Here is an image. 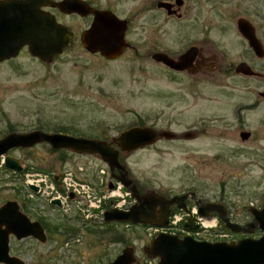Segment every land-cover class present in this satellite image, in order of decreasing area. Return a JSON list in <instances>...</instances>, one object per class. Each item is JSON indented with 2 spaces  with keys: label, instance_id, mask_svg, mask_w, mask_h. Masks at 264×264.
Wrapping results in <instances>:
<instances>
[{
  "label": "rangeland",
  "instance_id": "1",
  "mask_svg": "<svg viewBox=\"0 0 264 264\" xmlns=\"http://www.w3.org/2000/svg\"><path fill=\"white\" fill-rule=\"evenodd\" d=\"M87 1L128 21V47L115 59L92 54L80 43V31L90 20L55 12L74 35L71 47L50 63L29 56L27 48L0 61V138L36 129L110 139L137 124L178 135L193 132L189 137L159 138L142 149L120 152V163L143 192L172 195L192 190L204 202L221 199L240 229L233 232L220 222H206L199 232L202 237L234 241L243 233L250 238L251 230L243 225L250 220L249 208L264 202V98L255 92L259 83L237 75L201 81L172 77L155 65L151 54L174 55L208 38L216 50L227 53V61L235 62L243 48L236 20L254 19L259 0H182L181 6H174L179 17L158 8V2L165 0ZM256 96L261 101L254 109L250 105ZM237 106H242L239 119L233 113ZM243 130L250 132L248 139L240 138ZM8 154L20 159L23 171L12 173L0 167V204L14 197L28 201L30 209L45 214L53 226L44 242L30 238L12 243L15 254L20 253L26 263L86 264L100 250L117 252L126 245L140 249L146 233H151L130 223H110L107 230L108 222L103 220L90 223L97 231L89 232L80 218L63 221L60 213L46 206L55 192H74L71 199L82 201V196L76 198L77 191L63 184L65 172L72 171L85 189L92 187L93 196L109 192V173L100 157L53 150L45 142ZM45 176L47 188L40 183L43 192L33 194L26 182L36 183ZM56 176L60 178L55 181ZM113 191L122 196L114 203L132 204L125 189ZM106 205L111 206L108 201ZM68 223L78 230L66 233L61 225Z\"/></svg>",
  "mask_w": 264,
  "mask_h": 264
},
{
  "label": "water",
  "instance_id": "2",
  "mask_svg": "<svg viewBox=\"0 0 264 264\" xmlns=\"http://www.w3.org/2000/svg\"><path fill=\"white\" fill-rule=\"evenodd\" d=\"M177 3L181 4V0H177ZM42 5L57 7L68 14L77 13L81 16L92 14L93 19L90 26L81 31L80 35L82 47L92 54L99 53L106 59H115L129 45L125 39L127 21L117 17L111 10L95 9L84 0H5L0 3V61L16 57L20 49L27 46L30 56L50 63L66 47L72 45V32L65 25L59 23L54 15L40 9ZM165 5V3L158 4L159 7ZM237 24L243 35L252 43L253 38L246 22L239 19ZM193 49L186 50L177 59L162 52H156L152 57L172 68L182 69L185 63L192 61ZM249 135L250 133L247 131L240 133L243 140L247 139ZM155 136L154 130L135 125L121 131L114 142L117 143L120 150L132 151L151 144ZM41 142L49 144L53 150L68 149L78 154L99 155L110 166L111 175L131 191V196L136 203L131 205L128 210L118 208L106 210L104 212L105 221L130 222L132 224H141L147 221L144 215H148L154 203L159 200L152 194L140 197L130 178H126L127 170L118 160V148L116 149L105 140L60 132L46 133L43 130H31L25 133L10 132L0 140V157L5 155L4 166L12 171H22L20 159L9 155L8 152L14 148H30ZM114 169L119 170V174H116ZM29 187L34 192L37 190V187L33 185H29ZM109 188H112V183L109 184ZM51 202L60 205L58 200ZM225 223L226 227L233 232L240 229L238 225L229 220H225ZM1 224L6 225L9 228L8 232L15 233L18 239L33 236L41 242L46 240L40 223L31 221L18 212L15 201H8L0 207V226ZM6 236L5 232L0 236V262L25 264L20 258L8 254V237ZM147 249L159 253L166 264L167 262L178 264L182 260H186L185 264H197L200 260H202L200 264H256L264 260V235L257 240L243 238L237 242H197L189 237L179 241L173 236L159 233L150 241ZM128 250L131 248L126 247L123 251L124 254L118 256L111 264L123 263L128 258L125 252ZM182 251L189 252L182 253Z\"/></svg>",
  "mask_w": 264,
  "mask_h": 264
},
{
  "label": "flooded vegetation",
  "instance_id": "3",
  "mask_svg": "<svg viewBox=\"0 0 264 264\" xmlns=\"http://www.w3.org/2000/svg\"><path fill=\"white\" fill-rule=\"evenodd\" d=\"M5 0H0V3ZM15 1V0H14ZM18 1V0H16ZM53 1H60V0H53ZM86 3H88L91 7L95 9H99L92 3L88 2L87 0H84ZM182 0L181 4L178 5L177 0H175L174 4L170 0H165V1H159V3H165L166 5L163 7H159L160 9L165 10L166 14L169 16H176L179 17L178 15L177 8H174V6H181L182 5ZM257 8L255 10V18L254 19H247L244 17H239L236 20V33L237 36L241 39V44L243 46L241 54L239 56V59L237 61H227V53L222 50H216L213 45H210V40L207 38H203L201 41L193 42L190 44L188 47H186L183 51L178 52L174 55H169L168 53L164 51H155L151 54V58L154 61L155 65L160 67L163 70H167L168 73L172 75V77H189L191 81L193 80H204L203 77H218L219 75L222 76H227V75H237L239 77L251 79L257 84L255 87L256 89V94L262 98H264V0H259L258 4L256 5ZM43 11L49 12L52 15H54L55 12H59L61 14L65 15H71V16H79L83 18H87L90 20V23L88 26H86L84 29L88 28L91 24V20L93 19L92 14H88L86 16H81L77 13H65L58 9L57 7H52V6H46L42 5L40 7ZM100 9H108V8H100ZM99 9V10H100ZM111 10V9H108ZM114 14H116L114 11L111 10ZM117 15V14H116ZM118 16V15H117ZM56 18V16L54 15ZM119 17V16H118ZM242 19L246 22V26L249 28L250 34L252 35L253 41L252 43L249 42V40L243 35L242 30L238 27V20ZM57 20V19H56ZM58 21V20H57ZM59 22V21H58ZM61 23V22H60ZM63 24V23H62ZM127 26H128V21H127ZM145 27H142V33L144 34L146 31L144 29ZM82 29V31L84 30ZM70 30V29H69ZM71 31V30H70ZM72 32V31H71ZM81 32V31H80ZM82 33V32H81ZM80 33V35H81ZM126 33V32H125ZM126 37V34H125ZM143 39H146V35H143ZM74 42V35L72 37V45ZM71 45V46H72ZM70 46V47H71ZM27 48V46L22 47L21 50ZM194 48L193 53L194 57L192 61H189L185 63L182 69H175L172 68L162 61H156L153 59L152 55L156 52H162L167 54L168 56L177 59L179 58L180 55H182L186 50ZM20 50V51H21ZM202 78V79H201ZM262 85H261V84ZM263 86V87H262ZM262 87V90H259L258 88ZM261 100L256 96L254 99H252L251 107L256 108L258 107V104ZM240 108L242 106H237L234 109V115L237 116L239 119V116L241 115L240 113ZM138 125V124H137ZM136 125V126H137ZM135 126V125H132ZM138 126H143V127H148L145 125H138ZM131 127V126H130ZM129 128V127H128ZM155 132V140L159 138H166V139H171V140H176L179 139V137L185 138L189 137L190 135H193V132H181L180 135L176 134L175 132L169 131V130H158L154 129L153 127H148ZM202 128V127H201ZM127 129V128H126ZM244 131V130H243ZM243 131H240L243 132ZM121 132V131H120ZM119 132V133H120ZM249 132V131H247ZM10 133V132H9ZM50 133V132H46ZM52 133V132H51ZM63 133V132H60ZM118 133V134H119ZM239 133V136H240ZM250 133V132H249ZM67 134V133H65ZM71 135V134H70ZM76 136V135H74ZM82 136V135H80ZM250 136V135H249ZM87 137V136H83ZM115 137H111L110 139H106L105 137L102 138H95V139H102L107 142H110L113 147L116 149L118 148L119 153H118V160L120 156V152H131V151H122L118 147L117 143L114 142ZM87 138H92V137H87ZM241 138V137H240ZM242 139V138H241ZM248 139V138H247ZM243 140V139H242ZM153 141V142H154ZM148 145H145L139 149H142ZM137 150V149H136ZM134 151V150H132ZM120 162V160H119ZM127 170V169H126ZM126 178H130L132 183L136 187L137 193L141 196H146L148 194H152L157 200V202L154 203L153 207L150 209V213L148 215H144L147 221L145 223L138 224L140 226L144 227V230H152L151 233L147 235L146 233V238L143 239L142 246L140 249H134L132 246L130 247L131 250L125 251L126 254L128 255V258L123 261L121 264H160L162 263L161 255L155 250H149L147 249L150 241L154 239L159 233H165L166 235L173 236L176 240H183L185 237H189L191 240L200 242V241H208V242H218V241H228V242H237L238 240H241L245 237L249 238L248 236L242 235L243 233H240V236L234 241L232 240H225L223 238L220 239H210L209 237H202L199 235L200 231H203V226L202 223L203 221L206 223H210L211 221L215 222H220L224 225H226L225 220H229L231 223H234L239 226L238 222L232 221V213L228 211V207L226 206L225 203L221 199L219 200H214V201H206L204 202L203 199L196 194V192L192 190H187L185 192H180L172 195H164L161 193H156L153 190H148V191H141V189L138 187L136 182L129 176V171L127 170ZM112 183V182H110ZM114 184V183H112ZM29 191V190H28ZM34 194V193H33ZM38 194V193H37ZM36 194V195H37ZM64 195V194H63ZM63 200L59 199L60 205L53 204L50 200L46 202V206L51 209V211L58 212L60 213L61 219L63 221H74L78 220L80 218V222L83 221L84 226H86V230L89 232L94 231L93 229L94 226H90V223L97 222L103 220L104 222H108L104 225H106L107 230H111L110 223L114 224L112 221H105L102 216V210H104L106 207H109V205L105 206H93L92 204L89 203V201L86 200L84 195H77V197L82 196V201H74L71 198L74 196V193L67 192V195H64ZM17 198H9L8 200H5L4 203L0 204V207L3 206L6 202L8 201H15L17 205V210L20 212L22 215L27 217L31 221H37L40 223L44 230V234L46 236L47 240V234L50 233L52 229V224L49 223L45 214H40L35 212V209H30V203L28 201H22L18 202L16 200ZM28 200V199H27ZM75 202V203H72ZM132 203L135 204L136 201L132 200ZM113 206V205H112ZM103 207V208H101ZM125 208V207H124ZM128 208V207H127ZM125 208V209H127ZM264 202L261 204H257L256 207H250L249 208V214H250V220L245 222L243 225L247 226L251 230V237L250 239L257 240L260 237L264 235ZM101 210V211H100ZM255 211V213H254ZM75 213V214H74ZM180 214V218L177 219L175 222H173L172 216L174 214ZM78 215V216H77ZM257 216V217H256ZM59 217V219H60ZM83 217V219H82ZM163 223H166V227H161L159 225H162ZM251 224V225H249ZM89 225V227L87 226ZM109 225V226H108ZM64 229L65 232H71L78 230L76 226L74 225H69V223L66 225H61ZM159 226V227H157ZM242 226V225H241ZM178 228V230H176ZM263 227V228H261ZM155 230V231H153ZM176 230V231H175ZM9 228L1 224L0 226V236H2V233L5 232L7 233L8 237V254L10 256H14L17 258H20L22 261H24L25 264L26 261L22 258V255L15 254V252L12 249V243L15 242L16 244L22 241L29 240L30 238H33L35 240H38L37 238L33 236H27L21 239H18L13 232H8ZM97 231V230H95ZM45 240V241H46ZM41 242L40 240H38ZM128 247L127 245L117 251V252H111L107 250H100L98 253H96L93 256V259H90V263L86 264H111L112 262L115 261V259L124 254V249ZM189 251H182V253H186ZM179 253V252H178ZM110 254V255H109ZM202 260L198 261L197 264H200ZM186 260H182L178 264H185ZM0 264H5L3 262H0ZM54 264V263H53ZM162 264H166V262ZM167 264H172L167 262ZM194 264V263H193ZM196 264V263H195ZM256 264H264V260L262 262H258Z\"/></svg>",
  "mask_w": 264,
  "mask_h": 264
},
{
  "label": "built area",
  "instance_id": "4",
  "mask_svg": "<svg viewBox=\"0 0 264 264\" xmlns=\"http://www.w3.org/2000/svg\"><path fill=\"white\" fill-rule=\"evenodd\" d=\"M73 174H74V173H73L72 171H70V172H65V173L62 174V182H63V184L65 185L66 189H67V190H72V191H77V195H84L85 198H86V200L89 201V203L92 204L93 206H99L102 198H105V197H107V196H110V195L116 193V192H113V193H111V194H108V195H101V196H99V197H98V194L95 193L94 196H93V195H91V193H90V190H92V187L89 186V187H88V190L85 189V187L83 186V183L80 182V181H78V180H76V179L74 178ZM45 177H46V178H44V179L37 180L36 183H35V182H32V180H31V182L28 181V182H26V183H32V184L35 183V185H37V186L39 187V192H43V190H42V186L40 185V183H42V185H44V187L47 188V186H48V185H47L48 177H47V176H45ZM51 187L53 188L52 185H51ZM116 190L119 192V187H118ZM92 191H93V190H92ZM96 191H97V190H96ZM55 193H56L57 195H56L55 197H53V198H58V199H60V200H63V197H62L61 194H59V193H57V192H55ZM73 193H74V192H73ZM117 195L121 196V194H117ZM121 197H122V196H121ZM118 205H122V203L119 202ZM174 218H175V220H176L178 217L175 216ZM174 222H175V221H174Z\"/></svg>",
  "mask_w": 264,
  "mask_h": 264
}]
</instances>
